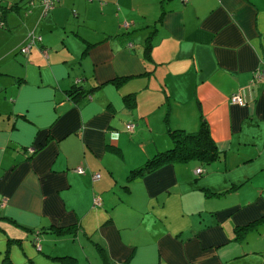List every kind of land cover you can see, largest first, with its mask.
I'll return each mask as SVG.
<instances>
[{
	"label": "crops",
	"instance_id": "1",
	"mask_svg": "<svg viewBox=\"0 0 264 264\" xmlns=\"http://www.w3.org/2000/svg\"><path fill=\"white\" fill-rule=\"evenodd\" d=\"M2 17L0 264H264L247 246L264 225V0H59L47 13L0 0ZM31 31L42 38L24 54ZM203 119L218 159L135 172L171 128Z\"/></svg>",
	"mask_w": 264,
	"mask_h": 264
},
{
	"label": "trees",
	"instance_id": "2",
	"mask_svg": "<svg viewBox=\"0 0 264 264\" xmlns=\"http://www.w3.org/2000/svg\"><path fill=\"white\" fill-rule=\"evenodd\" d=\"M0 20L4 22L3 17ZM4 25L5 23L2 26ZM151 48L152 42L150 41V38H148L145 48V56L148 58L151 57ZM72 91L73 94L81 93L79 88L73 89ZM170 135L173 144L166 150L160 151L154 155L143 166L136 169L135 172L152 170L160 164L172 160L188 161L194 158H199L206 162H211L222 155V150L214 139L210 125L206 119L202 120V124L197 130L171 128ZM240 231H242V229H239V232Z\"/></svg>",
	"mask_w": 264,
	"mask_h": 264
},
{
	"label": "built area",
	"instance_id": "3",
	"mask_svg": "<svg viewBox=\"0 0 264 264\" xmlns=\"http://www.w3.org/2000/svg\"><path fill=\"white\" fill-rule=\"evenodd\" d=\"M59 0H42V3L45 7V13H47L48 11H50L51 9H53L56 6V3ZM130 22H125V25H129ZM4 24L3 21L0 20V26H2ZM42 36L37 33H35L34 31H31L27 37L26 42L21 46V51L25 54L29 53L31 48L33 47L34 44H37L39 41H41ZM43 52L45 55H48V51L47 48H43ZM264 77V72L262 71H257L254 75V79L257 80H261ZM231 100L233 102H237L240 104H245L246 103V99L245 97L240 93V92H235L232 94L231 96ZM135 126L134 123H129L128 127L133 129ZM30 151H34L33 147H30ZM79 172H84V168H82L81 166H78L76 168ZM205 171V169L201 166L196 168V172L197 173H203ZM100 177V172H96L94 174V178H99ZM95 203H101L100 201V197H95Z\"/></svg>",
	"mask_w": 264,
	"mask_h": 264
},
{
	"label": "rangeland",
	"instance_id": "4",
	"mask_svg": "<svg viewBox=\"0 0 264 264\" xmlns=\"http://www.w3.org/2000/svg\"><path fill=\"white\" fill-rule=\"evenodd\" d=\"M197 161V160H196ZM195 160H188V161H184L182 162L183 164H192L193 162H196ZM249 232H248V236H251V241L250 243L247 245L248 247L251 246V248H249V251H251L252 249H254L252 246L254 244H260L263 248H264V225H263V229L260 228L259 224H253L249 226ZM251 249V250H250ZM244 263L246 264V259L244 258Z\"/></svg>",
	"mask_w": 264,
	"mask_h": 264
}]
</instances>
